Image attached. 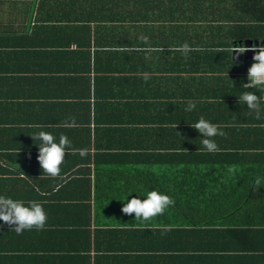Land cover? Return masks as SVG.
I'll list each match as a JSON object with an SVG mask.
<instances>
[{"label": "trees", "instance_id": "obj_1", "mask_svg": "<svg viewBox=\"0 0 264 264\" xmlns=\"http://www.w3.org/2000/svg\"><path fill=\"white\" fill-rule=\"evenodd\" d=\"M50 2L54 5H46L49 1L39 0L36 8H32L33 13L36 16L44 14L45 9L56 5L55 0ZM101 2L98 5L92 0L86 1V16L82 17L86 21L81 24H55V29L71 37L65 39L67 42L59 39L54 45L68 48V43L72 42L77 46L76 50L60 52V60L71 66L68 73L74 74L78 68L89 70L92 25L96 47L111 46L103 38V28L109 29L108 25L112 23V28L124 32L127 22L113 19L120 15V20H127L125 10L129 5L136 8L141 3L124 0L121 8L118 5L122 12L116 9L110 22L97 15L101 9L108 11L104 1ZM184 3H177V8H182L175 17H172V11L168 12V17L177 22L168 24L180 30L183 41L192 48L204 49L192 51L187 57L177 53V57L182 58L183 73L201 74L197 81L201 80L198 84L206 100L210 98L204 103L212 109V119H208L206 114H198L194 118L183 116L177 127L168 122L169 127L150 128L151 132H157L158 137L152 141L151 135L146 133L148 130L139 127L143 122L139 117L131 122L134 126L132 136L143 137L145 145L137 146V142L127 147L122 143L114 145L106 136V131H111L112 118L113 122L115 116L125 122L124 108L117 110V107H125L128 102L145 97L129 93L108 118L95 119L92 144L86 127L87 142H81L79 149H88V155L82 158L78 152L67 154L60 176L50 181L49 196L38 200L49 214L44 229L36 230L34 235L40 242L56 241L58 248L48 250L61 253L58 262L54 260L51 264H224L228 260L232 263L264 264V100L260 99V118L257 119L256 113L249 110L241 99L245 91H252L261 98L264 86L242 87L248 82V69L254 63L252 58H236L233 53L232 60L229 51L217 52L218 49L230 48L231 44L236 47L245 41H264V7L257 9L260 14L255 21L235 23L234 31L229 35L221 33L225 26L211 22L204 24L212 40L205 43L198 37L191 43L188 34L195 33L199 26L189 13V5ZM73 9L76 12L77 5ZM151 25L145 29L168 30L166 24L162 27L160 24L157 27ZM223 37L226 43L222 42ZM116 42L121 45L125 41L119 39ZM110 54L116 59L112 65L106 55L95 52L92 57L94 70L112 75L119 64L121 70V60L114 53ZM104 78L110 79L108 76ZM109 84H112L111 80ZM160 87L158 82L154 84L157 92ZM126 94L124 91L123 95ZM228 99L229 102H225ZM224 105L234 111L228 119L217 116ZM201 116L219 125L226 134L213 138L218 145L216 152H208L201 143L202 135L191 127ZM150 123L153 125L155 122ZM111 133L116 134V131ZM37 156L38 153L23 155L35 160ZM231 165L236 166L235 172L228 171ZM76 167H80L78 171L74 170ZM41 172L46 175L43 169ZM77 172L81 173L75 176ZM153 190L173 198L174 206L143 225L135 220L134 213L128 216L121 212L128 200L133 197L143 200L147 192ZM220 233L227 234L232 247L230 243L218 241ZM238 238L247 245H234ZM44 260V263H50L46 258Z\"/></svg>", "mask_w": 264, "mask_h": 264}, {"label": "crops", "instance_id": "obj_2", "mask_svg": "<svg viewBox=\"0 0 264 264\" xmlns=\"http://www.w3.org/2000/svg\"><path fill=\"white\" fill-rule=\"evenodd\" d=\"M38 1L0 0V196L26 200L25 206L30 200L47 198L49 184L53 180V177L41 172L38 160L23 157L38 153L40 141L31 136L40 131L53 134L57 143L60 135L64 134L72 142V147L79 149L82 143L87 142L85 135L88 127L89 142L92 144L95 119L108 118L129 93H139L145 97L130 101L125 107H117V110L124 108L125 122L119 120L117 116L113 122L112 118L109 125L111 131L107 130L106 136L111 138L114 145L122 143L127 147L136 142L137 146L145 145L143 137L132 136L134 126L131 122L139 117L143 121L139 127L148 130L146 133L151 135L152 141L158 137L157 132H151L150 128L169 127L171 125L168 122L172 126H177L183 116L194 118L195 115L206 114L208 119H212L213 112L210 111L212 109L204 103L210 98L206 100L198 84L201 80L197 81L201 74L183 73L182 58L177 57L182 52L173 50L185 42L181 31L168 24L177 23L175 19L169 18L168 12L172 11V17H175L176 12L182 8H177L178 2L182 1L189 5V13L194 18V23L199 26L195 33L188 34L191 43L198 37L205 43L212 40L204 24L211 22L225 26L221 33L229 35L234 31L235 23L255 21L260 14L257 13V9L264 7V0H135L141 3L138 2L140 5L136 8L129 5L125 10L127 20H120V15L118 19H113L116 22H127L124 32L112 28V23H109V29L103 28L101 31L104 40L111 43V46L96 47L94 27L93 25L90 27L89 70L78 68L73 74L67 71L71 67L69 63L60 60L62 58L60 52L76 50L77 46L72 42L68 43V48L55 46L54 43L59 39L71 37L70 34L55 29L57 26L55 24L60 22L81 24L85 20L82 17L86 16L84 7L87 0H55V6L45 9L44 14L36 16L32 8H36ZM99 1H104L105 9L108 11L101 9V13L97 15L109 21L114 18L112 16L114 11L124 5V0H92L93 4L101 5L102 2L97 3ZM46 2L48 3L46 5H54L50 0ZM75 5L76 12L73 9ZM173 6L174 8H170ZM151 24L156 27L157 24L161 27L166 24L168 30L158 31V28L150 31L148 28L153 26ZM146 27L148 28L145 29ZM141 35L149 37L151 47L162 48L163 51H137V48L149 46L139 44L138 37ZM119 39L125 42L118 45L119 42L116 41ZM213 39L217 40L216 37ZM221 40L226 43L224 37ZM257 45H264V41ZM125 47L126 51L120 50ZM95 52L106 55L111 65L116 59L110 53H114L116 58L121 60L119 63L123 64L121 70L118 68L120 64L116 66L112 75L94 70L95 60L92 57ZM104 76L110 77L108 80H111L112 84H109ZM145 76L148 77L147 80L144 79ZM157 82L161 86L158 92L154 88ZM124 91L127 93L126 96L123 95ZM189 102L196 105L192 111L185 110ZM225 102H229V99ZM232 110L224 105L217 116L228 119L234 112ZM73 117L75 126L65 127V122H71ZM150 121L155 123L151 125ZM113 130L116 134L111 133ZM90 150L92 151L91 148ZM76 168L74 170L78 171L80 167ZM80 173L74 175L78 176ZM89 173L92 179L91 164ZM35 231L36 229L25 230L17 235L0 221V264H46L45 258L50 261L49 264L54 260L58 262L61 253L48 250L58 248L56 241L40 242L41 240L34 235ZM218 235L221 244L230 243L232 247L227 234ZM233 244L238 247L247 245L240 238ZM224 264L242 263L236 261L232 263L228 260Z\"/></svg>", "mask_w": 264, "mask_h": 264}, {"label": "clouds", "instance_id": "obj_3", "mask_svg": "<svg viewBox=\"0 0 264 264\" xmlns=\"http://www.w3.org/2000/svg\"><path fill=\"white\" fill-rule=\"evenodd\" d=\"M139 41L144 45H149L146 48H137V51L153 52L163 51L162 48H153L150 45L149 37L141 35L138 37ZM126 51L127 48L120 49ZM174 51L182 52L185 57L192 51H203L202 48H192L189 44L184 43ZM229 51L233 60V53L236 54V58L246 52L255 53L252 57L254 63L248 69L247 79L249 83L243 84L245 89L255 88L257 86H264V45H253L251 47L238 45L228 49H218L217 52ZM148 79L147 76L144 77ZM241 99L246 102L249 110L256 113V118H260V97L252 91H245L241 95ZM196 107L195 103L189 102L186 111H192ZM65 127L75 126V118H71V122H65ZM177 127V126H176ZM196 129L201 135V143L207 149L208 152L218 151V145L213 139L216 136H225V132L221 130L220 126L206 120L203 116L191 126ZM35 140H39L38 156L37 160L44 173L55 178L60 176L61 165L64 163L65 156L69 151L73 154L77 152L83 158L88 155V149L81 148L75 149L72 147V142L64 134L59 137V142H56V137L50 132L40 131L33 136ZM230 173L236 171V166H228ZM259 183V180H257ZM175 200L170 196L160 193L158 191H149L146 194V198L141 200L138 197H133L128 200L127 203L121 208V212L125 215L131 216L135 214V220L139 221L141 225L146 224L153 218L163 215L165 211L174 206ZM48 216L44 210L43 204L39 201L30 200L25 206V201L16 200L0 196V221H3L5 225L9 226L17 235L22 234L25 230H43L47 222Z\"/></svg>", "mask_w": 264, "mask_h": 264}, {"label": "water", "instance_id": "obj_4", "mask_svg": "<svg viewBox=\"0 0 264 264\" xmlns=\"http://www.w3.org/2000/svg\"><path fill=\"white\" fill-rule=\"evenodd\" d=\"M252 44H253V45H257L256 42H253V43L248 42L247 44H244V46L250 47ZM253 45H252V46H253ZM254 54H255V53L249 51V52H246V53L240 55L238 58H241V57H242V58H246V59H247V58H252Z\"/></svg>", "mask_w": 264, "mask_h": 264}, {"label": "built area", "instance_id": "obj_5", "mask_svg": "<svg viewBox=\"0 0 264 264\" xmlns=\"http://www.w3.org/2000/svg\"><path fill=\"white\" fill-rule=\"evenodd\" d=\"M247 83H249V81ZM261 99L264 100V93H262Z\"/></svg>", "mask_w": 264, "mask_h": 264}]
</instances>
